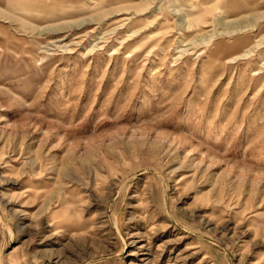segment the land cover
Returning a JSON list of instances; mask_svg holds the SVG:
<instances>
[{
  "label": "rangeland",
  "instance_id": "1",
  "mask_svg": "<svg viewBox=\"0 0 264 264\" xmlns=\"http://www.w3.org/2000/svg\"><path fill=\"white\" fill-rule=\"evenodd\" d=\"M0 264H264V0H0Z\"/></svg>",
  "mask_w": 264,
  "mask_h": 264
}]
</instances>
